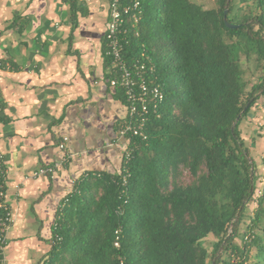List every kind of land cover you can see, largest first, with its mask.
<instances>
[{
    "label": "trees",
    "instance_id": "16d2710c",
    "mask_svg": "<svg viewBox=\"0 0 264 264\" xmlns=\"http://www.w3.org/2000/svg\"><path fill=\"white\" fill-rule=\"evenodd\" d=\"M139 2L138 23L120 38L123 57L154 67L164 100L146 139L130 140L119 174L88 172L76 183L45 264H264V157L258 167L239 130L264 99V0ZM250 203L241 248L234 241Z\"/></svg>",
    "mask_w": 264,
    "mask_h": 264
},
{
    "label": "crops",
    "instance_id": "0c3cea01",
    "mask_svg": "<svg viewBox=\"0 0 264 264\" xmlns=\"http://www.w3.org/2000/svg\"><path fill=\"white\" fill-rule=\"evenodd\" d=\"M109 0H0V155L15 221L6 264H45L60 205L88 172L119 174L123 95L109 85ZM250 156L264 157V99L239 123ZM71 158L52 177L32 173ZM258 146V148H257Z\"/></svg>",
    "mask_w": 264,
    "mask_h": 264
},
{
    "label": "built area",
    "instance_id": "2783aa9c",
    "mask_svg": "<svg viewBox=\"0 0 264 264\" xmlns=\"http://www.w3.org/2000/svg\"><path fill=\"white\" fill-rule=\"evenodd\" d=\"M139 15V0H109L104 55L109 59L108 83L111 88L121 90L127 109L125 119L116 129V139L125 141L122 148V159L125 164L131 159L130 140L146 139L145 128L149 116L156 112L158 104L164 100L163 91L156 83L154 67L139 60L128 62L123 57V45L120 38L125 35V27L128 24L134 27L138 23ZM6 69H8L6 63L0 60V71ZM67 141V138L63 137L58 144L62 157L52 165L32 173L33 179L52 178L61 167L68 164L71 155L67 150ZM122 170L127 172L125 167ZM6 175L7 171L0 155V264H6L5 249L8 234L15 221L14 208L7 202ZM126 177H123V185L126 184ZM65 202L66 200L60 205L59 212L65 206ZM53 225L54 228L57 226L55 222ZM115 235L114 247L119 248L120 231H116ZM56 240L59 242L60 238L56 237Z\"/></svg>",
    "mask_w": 264,
    "mask_h": 264
},
{
    "label": "rangeland",
    "instance_id": "374dc122",
    "mask_svg": "<svg viewBox=\"0 0 264 264\" xmlns=\"http://www.w3.org/2000/svg\"><path fill=\"white\" fill-rule=\"evenodd\" d=\"M198 4H202L204 6L205 9H210L214 6L213 0H192ZM242 65L244 66V68H247V64L245 63V61H242ZM251 73L249 72V74H247V79L250 82V84L254 83L255 80L252 79L250 77ZM250 87V85L248 86V88ZM258 148V146H257ZM179 180L181 183L183 184H189L192 179L190 177V175L187 172H182V174L179 177ZM261 188L259 187L258 190H260ZM259 192V191H258ZM258 197V193H256V195ZM255 210V207L253 205V203H250L247 207V210L244 214L243 219L241 220V224H240V231L239 234L237 236V239H235V244L237 246H240L241 248L244 246V237L247 236V226H249V221L252 218V213ZM216 241L215 238H213L212 236L208 237L207 239H205L202 244L203 247L206 248L208 251H210L212 244ZM251 254H254V250L251 251ZM235 261L237 260L236 258L234 259ZM249 264V263H247Z\"/></svg>",
    "mask_w": 264,
    "mask_h": 264
},
{
    "label": "water",
    "instance_id": "95a60500",
    "mask_svg": "<svg viewBox=\"0 0 264 264\" xmlns=\"http://www.w3.org/2000/svg\"><path fill=\"white\" fill-rule=\"evenodd\" d=\"M226 14H227V11H224V18H226ZM225 25H226V27L227 28H229V29H236L238 26H234V25H232V24H229L227 21L225 22ZM249 103L246 105V108H248L249 107ZM245 108V109H246ZM239 120V117L237 118V120L236 121H238Z\"/></svg>",
    "mask_w": 264,
    "mask_h": 264
}]
</instances>
